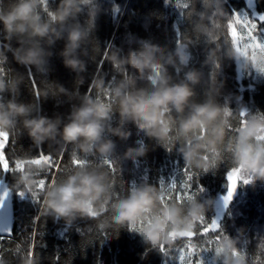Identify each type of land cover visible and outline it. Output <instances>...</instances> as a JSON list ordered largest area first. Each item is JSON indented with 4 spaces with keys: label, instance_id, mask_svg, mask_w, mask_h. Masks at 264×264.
Returning a JSON list of instances; mask_svg holds the SVG:
<instances>
[{
    "label": "trees",
    "instance_id": "trees-1",
    "mask_svg": "<svg viewBox=\"0 0 264 264\" xmlns=\"http://www.w3.org/2000/svg\"><path fill=\"white\" fill-rule=\"evenodd\" d=\"M17 2L18 0H0V14L10 11ZM47 2L48 0H43L42 4L38 3L36 11L41 23H49L60 36L50 46L44 40L29 38L27 34L13 35L6 39L0 26V66L5 69L0 72V80L6 86L5 91L0 93V102L13 100L29 109L27 116L15 118L3 150L10 166L14 167V174L0 173V180L4 177L12 200L11 238L9 240L6 237L0 241V259L4 264H16L17 244L21 245L20 264H37L30 255L27 258L23 256L30 243L28 235L32 230V219L38 213L42 216L43 223V228L40 229L43 235L36 238L38 264H54L56 256H59V264H175V259L167 260L156 249L166 246L172 249L170 255L178 257L176 249L183 247L192 238L191 234L201 224L200 217H206L210 221L217 216L222 233L210 234L204 239L199 235L194 237L188 248V258L198 256L200 249L207 246L211 252L202 254L205 264L209 261L211 264H244L242 257L233 255V250L243 248L248 264H262L264 249L258 248V245L264 239V180L254 174V168L242 169L239 173L241 184L238 183V193L227 209L223 208L220 197L226 192L225 164L228 162L233 172L237 169L234 158L236 140L241 128L248 127V123L242 126L241 112L247 113L243 118L245 122L264 121V47L251 46L255 41L245 44L246 29L243 24L236 25L238 35L243 33L239 41L240 56L236 58L232 40L229 39V23L232 21L230 16L235 12L241 20L247 18L256 21L260 14H264V0H191L190 9L180 7L187 0H76L79 12L69 15L63 23H55L49 16V13L57 12L60 0H49L46 8ZM73 28L84 33V39L74 53L75 58L84 65L82 72L66 69L60 55L68 33ZM263 31L264 23H259L255 33L258 40H264ZM177 32L188 35L179 46L175 43ZM34 43H38L45 53H50L44 57L43 66L37 68L17 64L13 53L17 49L26 50ZM109 45L112 49L105 57L110 58L115 53L121 59L130 57L134 51H143L148 45L160 47V75L168 78L169 86L184 83L193 92L180 118L187 117L193 105L207 103L221 109L219 118L224 128L223 142L217 145L216 152L200 151V155L207 158L206 162L202 161L200 166L186 167L178 152V149L185 146V139L179 135L175 111L169 113L177 122L172 125L167 139L149 138L131 123L125 129L133 133L130 140H121L119 136L107 133L105 139L115 140L117 144L110 157L101 156L99 152L85 155L69 144L68 151L60 161L59 148L65 145L58 135L54 140L45 141L39 148L29 139L23 126L25 119L44 116L53 121L59 120V126L63 127L68 122L70 112L83 103L86 93L87 98L94 102L111 105L114 113L111 127L118 128L119 101L114 98L113 90L122 82L130 85V92L154 90L147 76H141L131 65L113 67L110 59H105L102 72L95 75L97 62L103 58V52ZM178 49L190 55L187 64L179 63L175 55ZM169 58L172 63H169ZM217 64L218 69L215 68ZM29 69L40 91L39 101H35L34 90L25 75ZM213 70L216 72L215 80L210 75ZM189 72L196 73V81L185 79V74ZM113 76L116 77L114 82ZM101 81L103 86L98 89L96 85ZM89 84L93 89L91 96L88 95ZM9 88L14 90L9 92ZM104 89H107V99ZM237 128L238 131H229ZM11 137L16 138L15 144L11 142ZM4 141L0 138V142ZM197 142L192 138V144ZM140 143H143L145 154L129 158V149L141 147ZM253 143L264 144V141ZM188 146L191 147V144ZM166 147H172L173 151H166ZM71 150L78 153L80 158L87 159L90 163L95 162V166L84 170L106 174L111 192L115 194L109 199L107 211H102L95 219L79 213L74 218L62 216L56 219L45 203L48 192L63 183L68 176L82 170L71 166ZM14 151L17 154L15 157L12 155ZM40 151L46 155L51 154L62 169V173L57 174L55 183H50L46 188H42L38 181L46 177L51 182V173L56 172V167L49 170L50 161L47 158L36 160L23 154L30 152L35 156ZM109 158L115 160L123 171L114 175L106 165L99 163L102 159ZM3 164L4 161L0 160V166ZM183 166L200 174L198 182L205 191L195 197L186 193L183 203H180L171 200L175 188L170 183L172 178L177 181L181 179L179 173ZM205 167L207 172L204 171ZM249 177L254 182L244 185L243 180ZM161 178L165 181L163 187L158 185ZM133 186H151L153 195L157 197V209L175 208L179 210L180 216L190 220L192 218L188 214L193 206H201L194 227L179 225L174 238H166L152 227L153 221L150 218L117 217L116 203L125 198ZM16 190L22 191L25 197H18ZM34 192L40 195L39 205L31 201ZM97 208H100V204H97ZM129 226L137 234L129 232ZM102 232L112 233V236L101 248ZM145 249H150L146 256ZM257 255L259 261L256 260Z\"/></svg>",
    "mask_w": 264,
    "mask_h": 264
},
{
    "label": "clouds",
    "instance_id": "clouds-1",
    "mask_svg": "<svg viewBox=\"0 0 264 264\" xmlns=\"http://www.w3.org/2000/svg\"><path fill=\"white\" fill-rule=\"evenodd\" d=\"M81 2H86V0H81ZM38 3L42 4L43 0H18L10 11L0 14V26L6 34V39L13 35L24 36L27 34L29 38L36 41H46L49 46L54 40L60 39L49 23H41L40 16L36 11ZM74 12H79L76 0H60L57 12L49 13V16L55 23H63ZM232 19L237 24L240 23L235 14ZM249 36H251L250 32ZM229 38L233 41L234 46L238 45L240 36L231 22L229 23ZM83 39L84 33L78 28H73L68 33L64 50L60 53L63 58V66L66 69L73 72L84 71L83 63L74 56ZM251 46L257 45L254 42ZM236 50L240 51L238 46ZM161 51L158 45H148L143 51H134L130 57L125 59H121L115 53L110 58L104 57V59H110L113 67L131 65L132 68L140 72L141 76H147L154 88L151 92L146 90L130 92V85L122 82L113 90L114 98L119 101L120 127H111V122L114 119L111 105L94 102L87 98L86 93L83 103L70 112L68 122L63 127L59 126V120L53 121L44 116L25 119L23 126L29 139L39 148L45 141L54 140L58 135L65 146L71 144L85 155L99 152L101 156L110 157L117 144L115 140L105 139L107 133L111 132L112 135L119 136L121 140H130L133 133L125 129L131 123L149 138L167 139L169 132L172 131V125L177 122L169 113L175 111L179 123V135L185 139V146L178 149V152L184 159L186 167L200 166L201 162H206L207 159L200 155V151L203 149L216 152L217 145L223 142L224 128L219 118L221 109L207 103L193 105L187 117L180 118L193 92L184 83L169 86L168 78L160 75L159 56ZM46 55H50V53H45L38 43H34L26 50L17 49L13 53V59L17 64L25 67L40 68L45 62ZM175 55L181 65L187 64L190 59V55L180 49L176 51ZM169 63H172L171 58H169ZM185 79L190 82L196 81V73H186ZM96 86L98 89L102 88L103 82H99ZM5 87L3 80H0V93L5 91ZM89 87L91 88L92 85L89 84ZM8 90L12 92L14 89L9 88ZM104 92L105 99H107V89H104ZM28 112L29 109L24 104H18L13 100H9L7 103L0 102V138L6 140L9 129L14 126L15 118L25 117ZM241 123L242 126L248 123V127L241 128L236 140L234 158L238 167L231 175H225L228 189L221 200L224 209H227L228 204L231 203L238 183L241 182L239 173L242 169L254 168V174L264 180V144L253 143V141H264V121L245 122L242 120ZM197 133L199 134L197 135ZM192 138L198 142L192 144ZM140 144L139 148L129 149V158L145 154L143 143ZM190 144L191 147L188 146ZM2 146L3 142H0V147ZM257 157H259V161H257ZM0 160H3L2 154H0ZM81 169V171L68 176L63 183L47 193L45 203L56 219H60L62 216L74 218L76 213L95 219L102 211H107L109 199L115 194L111 192V184L107 182L106 174ZM207 170L205 167L204 171L207 172ZM249 181L254 182L249 177L243 180V184L247 185ZM156 201L157 197L153 195L151 186H133L129 189L128 195L116 203V216L136 217L137 219L150 218L153 221L152 227L157 232L162 233L163 237L174 238L179 225L193 228L197 220V213L201 211V206L194 205L188 214L192 218L190 220L180 216L178 209H157ZM97 204H100L99 209ZM202 220L203 217H200L201 222ZM131 229L133 228L129 226L128 230ZM193 234L194 232L191 235ZM233 255H237L235 250H233Z\"/></svg>",
    "mask_w": 264,
    "mask_h": 264
},
{
    "label": "snow or ice",
    "instance_id": "snow-or-ice-1",
    "mask_svg": "<svg viewBox=\"0 0 264 264\" xmlns=\"http://www.w3.org/2000/svg\"><path fill=\"white\" fill-rule=\"evenodd\" d=\"M49 4V0L46 3V8ZM180 7H182L183 9H190L191 8V0H187V2H185L183 5H181ZM182 15H184V12L181 13ZM233 14H235L236 18L240 20V23L237 24L235 22V20L232 19V24L235 27L236 25H240L243 24L244 28L246 29V41L245 44H248L252 41H255L256 45L259 47H264V40H258L255 36V33L258 31V24L259 23H264V14H260L257 18L256 21H258L259 23H257L256 21H250L247 18H244L243 20H241L240 16L233 12L230 16V18L233 17ZM189 15H191V13H189ZM236 28V27H235ZM237 30V29H236ZM249 32L251 33V36H249ZM177 35V39L175 41L176 45L179 46L182 39L186 38L188 35L187 34H181L180 32L176 33ZM243 37V33H241L240 35V39ZM230 39V38H229ZM199 38L197 37V42H198ZM239 46V43L238 45ZM111 45H109L103 52V58H101L98 62H97V67H96V72L95 75H99L102 71V66L104 64V57L107 55V53L111 50ZM97 51L99 52V49H97ZM216 69L219 68V65L217 64L215 66ZM5 71V69L3 68V66H0V72ZM26 77L28 78L32 89L34 90L35 93V101H39L40 96H39V89L37 88L36 85V79L34 77V75L32 74L31 70L29 69L27 71V73L25 74ZM211 79L215 80V76H216V72L215 70H213L211 72ZM125 77H127V73H125ZM115 76H113L112 81H115ZM110 87V85H109ZM88 95H93V89L88 87ZM247 116L246 112H243L241 114V118L243 120V118H245ZM241 120V122H242ZM239 129H229L230 132L232 131H238ZM9 140V138H7L4 142H3V146L0 147V154H2L3 156V161L4 164L3 166H0V173H12L14 174V167L10 166L9 160L6 157L5 153H4V149L6 147V142ZM11 142L13 144L16 143V138L15 137H11ZM166 151L168 152H172L173 148L172 147H166L165 148ZM68 151V147L67 146H62L59 148V155H60V161L63 160L64 158V154L65 152ZM24 155H26L28 158L30 159H36L39 160L41 158H47L50 161V167L49 170L51 168H53L54 166L56 167V172L51 173L52 176V180L51 182L48 181V179L45 178H40L38 183L41 185L42 188H46L48 187V185L50 183H55L56 178H57V174L58 173H62V169L59 166V162H56L53 160V156L51 154H45L43 151H40L37 155L33 156L30 152H23ZM12 155L15 157L17 154L15 153V151L12 153ZM227 162V160H226ZM101 165H106L107 168H109L113 174L115 175L118 171L122 172L123 169L119 166V164L115 163V160L113 159H107V160H101L99 162ZM226 174L231 175L233 173V169L232 166L227 162L226 164ZM71 166H76V167H81V168H86V167H91V166H95V162L90 163L87 159H82L79 157L78 153H75L71 150ZM225 174V175H226ZM179 176L181 177V179L179 181H177L176 178H172V182L170 183L171 185H174L175 191L172 193L171 195V200L173 201H179L180 203H183L184 198H185V194L187 193L190 197H195L197 194H201L205 191V189L199 184L198 182V177L200 176V174L198 172H195L194 170H189L188 168L184 167L180 170ZM243 183V182H242ZM251 182L249 181L248 184H250ZM239 184H241V182H239ZM158 185L160 187H163L165 185V181L164 179H160L158 181ZM225 188L226 191L228 189V185L227 182L225 184ZM12 190V189H11ZM10 189L6 188L3 186L2 183H0V209L3 208L4 202L7 199L8 195H9ZM16 195L18 197H20L21 199H23L25 197V194L20 191V190H16ZM223 196L220 197V200H222ZM32 203L39 205L40 204V195L38 192H34L32 194V198H31ZM229 205V204H228ZM228 207V206H227ZM41 215L38 213V215H36L33 219H32V230L30 232V234L28 235V238L30 240L29 246L27 248L26 254L23 256V258H27L29 255L31 256L32 259H35L37 261H39V257L38 254L35 252V249L37 247V241L36 238L37 236H42L43 233L42 231H40V229L43 228V223L41 221ZM218 219L219 216H217L216 218L211 219L210 221L208 219H206V217L203 218L198 230L196 232H194L192 238L190 240H187V242L183 245V247H179L176 249V251L178 252V257L174 258L172 255H170V253L172 252V249H168L166 246H162L156 250H158L161 255L163 257H165L167 260H174L175 259V264H205V261L203 259V255L202 254H207L209 252H211V249L207 246L203 247L200 249L199 255H194L191 257V259L188 258V248L191 246V244L193 243V238L196 237L197 235H199L200 238L204 239L206 236H210V234H219L222 233V230L219 229V224H218ZM39 226V227H38ZM89 231H91V229H89ZM129 232H134L137 234V231L135 229H131L128 230ZM0 233L4 234V235H0V241H3L6 237L10 240L11 238V232L7 227H0ZM103 239L100 242V247L102 248L104 243L111 238L112 233H106V232H102L101 233ZM43 245L41 244L40 247H42ZM2 248V247H0ZM20 248L21 245L17 244L16 245V253H15V257H16V264H20V260H21V256L19 255L20 252ZM258 248L260 249H264V239H262L260 241V244L258 245ZM150 249H145V253L144 255L146 256L148 251ZM4 251H8V249H4ZM236 253L238 256L242 257L244 260V264H248V259L246 257V252L244 251L243 248L241 249H237ZM143 258V257H142ZM259 255H257L256 260L259 261ZM60 260H59V256L54 257V264H59ZM0 264H4V261L2 259H0ZM69 264H71V262H69ZM208 264H211V261L208 262ZM262 264H264V262H262Z\"/></svg>",
    "mask_w": 264,
    "mask_h": 264
},
{
    "label": "water",
    "instance_id": "water-1",
    "mask_svg": "<svg viewBox=\"0 0 264 264\" xmlns=\"http://www.w3.org/2000/svg\"><path fill=\"white\" fill-rule=\"evenodd\" d=\"M233 48L235 52V57L238 58L240 56V51L236 50L237 46H234V44H233ZM0 183H2L4 187H6L4 177L0 180ZM237 193H238V186L236 188L232 201L235 199ZM0 227H7L10 231L12 228V200H11L10 192L7 199L4 202L3 208L0 209ZM0 235H4V234L0 233Z\"/></svg>",
    "mask_w": 264,
    "mask_h": 264
},
{
    "label": "rangeland",
    "instance_id": "rangeland-1",
    "mask_svg": "<svg viewBox=\"0 0 264 264\" xmlns=\"http://www.w3.org/2000/svg\"><path fill=\"white\" fill-rule=\"evenodd\" d=\"M248 1H250V0H248ZM263 36H264V31H263ZM242 50H243V49H242ZM242 50H241V51H242ZM242 54H243V51H242Z\"/></svg>",
    "mask_w": 264,
    "mask_h": 264
}]
</instances>
